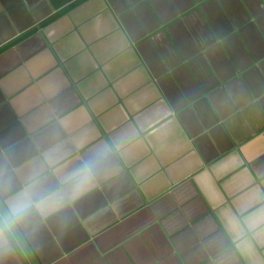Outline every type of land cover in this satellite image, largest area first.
Returning <instances> with one entry per match:
<instances>
[{
  "label": "crops",
  "instance_id": "crops-1",
  "mask_svg": "<svg viewBox=\"0 0 264 264\" xmlns=\"http://www.w3.org/2000/svg\"><path fill=\"white\" fill-rule=\"evenodd\" d=\"M0 264H264V0H0Z\"/></svg>",
  "mask_w": 264,
  "mask_h": 264
},
{
  "label": "clouds",
  "instance_id": "clouds-1",
  "mask_svg": "<svg viewBox=\"0 0 264 264\" xmlns=\"http://www.w3.org/2000/svg\"><path fill=\"white\" fill-rule=\"evenodd\" d=\"M88 173V165L85 166V168L82 170V175ZM25 207V200L23 198L19 199L16 203L12 205V212L19 215L20 211Z\"/></svg>",
  "mask_w": 264,
  "mask_h": 264
}]
</instances>
